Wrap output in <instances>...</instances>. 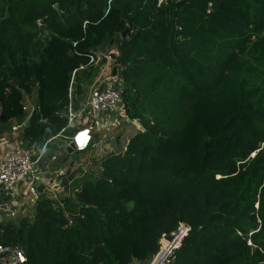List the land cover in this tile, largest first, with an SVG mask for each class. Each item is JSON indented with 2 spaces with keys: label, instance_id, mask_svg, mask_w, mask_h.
<instances>
[{
  "label": "trees",
  "instance_id": "trees-1",
  "mask_svg": "<svg viewBox=\"0 0 264 264\" xmlns=\"http://www.w3.org/2000/svg\"><path fill=\"white\" fill-rule=\"evenodd\" d=\"M109 44L146 132L32 217L2 209L0 244L25 264H151L186 225L165 264H264V0H0V143L28 122L39 155L67 130Z\"/></svg>",
  "mask_w": 264,
  "mask_h": 264
},
{
  "label": "built area",
  "instance_id": "built-area-1",
  "mask_svg": "<svg viewBox=\"0 0 264 264\" xmlns=\"http://www.w3.org/2000/svg\"><path fill=\"white\" fill-rule=\"evenodd\" d=\"M91 63H96L95 57H91ZM97 85L90 91L87 100L78 109H75L72 102V92L70 91L69 93L70 105L67 109L68 124L69 127L78 126L70 140V144L74 145L75 151L79 154L88 152L96 145L92 128L89 127L91 119L94 120L93 128L96 129L100 120H111L114 118L116 125L119 127H132L136 133L146 132L138 119L130 117L127 107L123 103L120 77L112 76L111 78L101 79L97 82ZM23 110L24 112H29L31 115L36 108L33 105L26 104ZM27 124L28 122L15 124L12 128L13 140L3 139L1 141L3 155L0 160V191H8V196L15 198L18 194L15 192L16 188L22 183L25 191L22 192L21 198L27 199L30 196L31 203H36L41 194L39 191L40 185L45 184L47 191L59 198L61 194L65 193L64 182L62 179L54 180L52 177L57 175L60 179V177L64 176V173L58 170L52 172L49 178L45 176L40 162L47 147L38 155L35 151L26 149L19 139L20 133L24 131ZM188 231L189 228L186 225H182L178 232L174 233L177 234L176 239L180 236L176 242V244H179L172 248L171 252L181 246V242L187 236ZM163 240L165 239L163 238ZM168 258L166 257V261ZM26 262L27 256L22 248L0 244V264H25Z\"/></svg>",
  "mask_w": 264,
  "mask_h": 264
},
{
  "label": "crops",
  "instance_id": "crops-1",
  "mask_svg": "<svg viewBox=\"0 0 264 264\" xmlns=\"http://www.w3.org/2000/svg\"><path fill=\"white\" fill-rule=\"evenodd\" d=\"M27 105H33L29 100H27ZM96 124V123H95ZM94 126V120H90L89 121V127L92 128L93 131V137L94 140L97 143V148L95 149H91L89 152L86 153H82L79 155H87L88 153V158L87 160H84V164L83 162L81 163V165H84L85 167H88L87 164L89 162L92 161H99L101 159H103L104 157H107L108 155H110L111 153H122L123 151L126 150V147L131 139L132 136H134V134L136 133V131L132 128V127H119L116 125V121L114 118H112L111 120L109 119H104V120H100L99 121V125L98 128H93ZM78 126H70L67 128V130H65L58 138H56L54 141H52L50 144H53L54 147H50V144L48 145L47 148L50 149V151L54 154L56 160H55V165L53 163L52 158H48V157H42L41 162H40V166L41 168L44 170L45 176L47 178L50 177L52 172L55 171H60L61 173H64V176L60 177V179L57 177V175L53 176L52 179L54 180H63V182L65 183V181L67 183H71V181H69L71 179L72 174L75 172L76 167L78 165H75V162L71 163V160L74 156H79V155H74L71 158L67 159L65 161V157L61 158L63 153L62 150L63 148H65L66 146H68L70 144V140L73 136V134L75 133V131L77 130ZM69 130H72L69 132ZM97 133H101V135L103 137H101L99 139V136L97 135ZM7 140V139H5ZM13 140V139H12ZM2 143L0 144V160L2 159V155H3V151H2ZM92 159V160H91ZM91 160V161H90ZM59 164H63V167H60ZM51 179V178H50ZM64 188H65V193L61 194V196H59V199H54L55 201H61L62 197H66L68 196V192H67V187L64 184ZM25 191V187L23 186L22 183H20L17 188L16 191L18 194L16 195L15 198H11L10 196H8V191H0V214L3 212L2 208L3 206H6L7 204H11L12 202H17L18 205H20V212H22L21 210L25 208V206L27 205L28 207H31V205L35 206V203H31V197H27V199H22L21 195L22 192ZM39 191L41 192L40 196L45 195L46 197H50V194H46L49 193L45 187V184L40 185ZM53 191V190H51ZM25 200V201H24ZM33 207H31L30 209L32 210ZM5 211V210H4ZM6 212V211H5ZM20 214V213H19ZM19 214L15 215L12 212H6V214H4L7 218H9V215L17 217L19 216Z\"/></svg>",
  "mask_w": 264,
  "mask_h": 264
},
{
  "label": "rangeland",
  "instance_id": "rangeland-1",
  "mask_svg": "<svg viewBox=\"0 0 264 264\" xmlns=\"http://www.w3.org/2000/svg\"><path fill=\"white\" fill-rule=\"evenodd\" d=\"M40 25H42V23H39ZM97 57H96V63H95V65L97 66V67H99L100 66V73H99V75H98V77L95 79V83H94V85L98 82V81H100L101 79H106V78H111L112 76H113V67H114V58H115V55H117V48H116V46H112V45H107L106 47H103L102 49H100V50H98L97 51ZM103 60H106L105 61V63L103 64L102 62H103ZM101 64H102V66H101ZM93 85V86H94ZM91 87L90 89H89V93H90V91L93 89V88H95V87ZM33 101L35 102V98L33 99ZM32 101V103L34 104V102ZM70 131H72V130H69V132ZM97 135L99 136V139L101 138V137H103L102 135H101V133H97ZM95 141V140H94ZM96 142V141H95ZM95 148H97V143H96V145L94 146ZM92 148V149H95V148ZM87 158H88V153H87V155H79V156H74L73 158H72V160H71V163L72 162H75V165H78L77 167H76V169L81 165V163L83 162V164H84V160H87ZM92 160V159H91ZM90 160V161H91ZM98 161L95 163V165L96 166H98ZM87 166L88 167H90L91 166V162H89L88 164H87ZM93 166V165H92ZM91 166V167H92ZM65 184V183H64ZM46 194H50V197H48L47 196V198H49V199H51V200H53V198L54 199H59L58 197H55L52 193H46ZM34 204V203H33ZM31 207H34L33 205H31ZM31 207H28L27 205L25 206V208H24V210L22 209L21 211L22 212H19L18 214H19V216H17V217H14V216H11V215H9V219H11L12 221H14V222H16V223H18L19 222V220H20V218H24V217H32L33 216V209L31 210L30 208ZM21 209V208H20ZM15 215H17V214H15ZM162 245H163V242L161 241V248H162ZM168 249H166V251H167Z\"/></svg>",
  "mask_w": 264,
  "mask_h": 264
},
{
  "label": "water",
  "instance_id": "water-1",
  "mask_svg": "<svg viewBox=\"0 0 264 264\" xmlns=\"http://www.w3.org/2000/svg\"><path fill=\"white\" fill-rule=\"evenodd\" d=\"M127 32L128 31H126L124 33V38H126ZM50 147H54V145L53 144H50ZM62 153H63V155H62L61 158L65 157V161L67 159L71 158L74 155H79V153H77L75 151V148H74V145L73 144H69L68 146H66L65 148H63ZM44 157H48V158L54 159L53 160V163L55 165L56 158H55L54 154L50 151L49 148H46V151H45V153L43 155V158ZM59 166L60 167H63V164H59ZM2 209L5 210L6 212H12L13 214H18L20 212V205H18L17 202H12L11 204H7L6 206H3ZM176 235L177 234H174V235L171 234L169 236H165L164 239L167 240V241H169L170 243H173L174 241H176ZM158 256H159V254L155 257V259L153 260V262L151 264H153L157 260Z\"/></svg>",
  "mask_w": 264,
  "mask_h": 264
},
{
  "label": "bare ground",
  "instance_id": "bare-ground-1",
  "mask_svg": "<svg viewBox=\"0 0 264 264\" xmlns=\"http://www.w3.org/2000/svg\"><path fill=\"white\" fill-rule=\"evenodd\" d=\"M181 234H183V233H181ZM179 237L180 236H178L176 241H174L173 243H170L167 240H163L165 243H167V248L166 249H168V250L167 251H166V249L162 250V252L159 254L157 260L153 264H163V262L166 261V257L168 258L169 255L172 253L171 249L176 247L179 244V243L176 244V242L178 241Z\"/></svg>",
  "mask_w": 264,
  "mask_h": 264
},
{
  "label": "clouds",
  "instance_id": "clouds-1",
  "mask_svg": "<svg viewBox=\"0 0 264 264\" xmlns=\"http://www.w3.org/2000/svg\"><path fill=\"white\" fill-rule=\"evenodd\" d=\"M96 57H97V54H96ZM82 154V153H81Z\"/></svg>",
  "mask_w": 264,
  "mask_h": 264
}]
</instances>
